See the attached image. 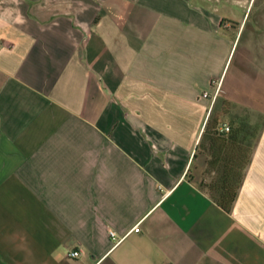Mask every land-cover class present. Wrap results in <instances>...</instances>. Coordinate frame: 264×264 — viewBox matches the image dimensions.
Masks as SVG:
<instances>
[{
    "label": "crops",
    "instance_id": "crops-1",
    "mask_svg": "<svg viewBox=\"0 0 264 264\" xmlns=\"http://www.w3.org/2000/svg\"><path fill=\"white\" fill-rule=\"evenodd\" d=\"M192 2L0 0V264H264V0ZM218 104L260 116L237 190Z\"/></svg>",
    "mask_w": 264,
    "mask_h": 264
},
{
    "label": "trees",
    "instance_id": "trees-1",
    "mask_svg": "<svg viewBox=\"0 0 264 264\" xmlns=\"http://www.w3.org/2000/svg\"><path fill=\"white\" fill-rule=\"evenodd\" d=\"M228 128V132L221 131L210 115L201 136L200 153L206 156L204 174L214 175L226 189L237 190L250 162L257 129L246 124H231Z\"/></svg>",
    "mask_w": 264,
    "mask_h": 264
},
{
    "label": "rangeland",
    "instance_id": "rangeland-1",
    "mask_svg": "<svg viewBox=\"0 0 264 264\" xmlns=\"http://www.w3.org/2000/svg\"><path fill=\"white\" fill-rule=\"evenodd\" d=\"M198 1H200V0H198ZM192 3L196 4L197 2H196V0H193ZM197 5H200V2H198ZM237 42L234 45V48H233L230 56L228 57V60H227L228 64H227L225 73L228 69L230 62H233L232 63V67H233L235 62H238V60H239V54L241 52V44L239 46H237ZM216 57L218 58V56H216ZM225 57H226V54H224V57H223V55L219 56V60L218 61L215 60V62H225V60H226ZM210 62L211 63L206 66V71H207V75H209L210 79L213 81V84L209 85V87H208V91L211 93L213 91V89L215 88V86L217 85L218 77H219L220 73H219L218 67H216V65L213 64L214 61H210ZM232 67H231L230 71L232 70ZM229 75H230V72L228 73V75L226 77L225 85L228 84ZM224 76L220 82L221 84L223 82ZM221 84H220V86H221ZM209 92H208V94H209ZM206 101L209 103L210 98H207ZM211 110H212V107H211ZM211 110L207 116V119L205 120V123L208 120L209 116L212 115L214 121L217 124H219L220 128H221V125L223 123L227 124L229 121L232 122V124L234 126H238L239 124H246L249 127H252V126H254V124L260 122V116H255V115H248V114H233L231 116H229V115H227V116L214 115V114H216L217 111H219V104L216 106V108L213 110V112H211ZM239 111L240 110H237V112H239ZM199 183H200V186H202V187H204L206 185H210V184L220 185L217 183L216 177L214 175L209 176L208 173L205 175L204 172L200 176V182Z\"/></svg>",
    "mask_w": 264,
    "mask_h": 264
},
{
    "label": "built area",
    "instance_id": "built-area-1",
    "mask_svg": "<svg viewBox=\"0 0 264 264\" xmlns=\"http://www.w3.org/2000/svg\"><path fill=\"white\" fill-rule=\"evenodd\" d=\"M204 97H207V94H204ZM221 131L228 132L229 131L228 126H223L221 128ZM132 232H134V233H138L139 232V224H136L133 228H131V230L128 232V234L132 233ZM109 234H110V237L112 239H116V235H115L114 232L110 231ZM123 238H124V236L121 237V238H117L115 245L119 244L123 240ZM80 255H81V252H78V251L77 252H75V251L74 252H70L68 254V256L70 258H72V259H77L78 257H80Z\"/></svg>",
    "mask_w": 264,
    "mask_h": 264
}]
</instances>
